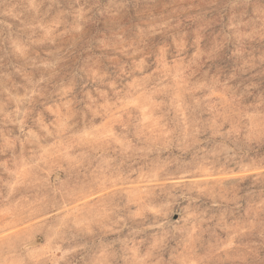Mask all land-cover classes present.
<instances>
[{"label": "clouds", "instance_id": "9594fccd", "mask_svg": "<svg viewBox=\"0 0 264 264\" xmlns=\"http://www.w3.org/2000/svg\"><path fill=\"white\" fill-rule=\"evenodd\" d=\"M0 264H264V0H0Z\"/></svg>", "mask_w": 264, "mask_h": 264}]
</instances>
